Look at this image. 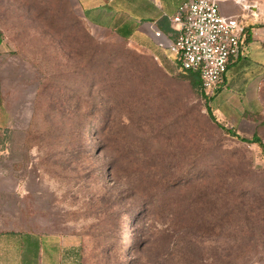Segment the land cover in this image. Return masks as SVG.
Wrapping results in <instances>:
<instances>
[{"label": "rangeland", "instance_id": "374dc122", "mask_svg": "<svg viewBox=\"0 0 264 264\" xmlns=\"http://www.w3.org/2000/svg\"><path fill=\"white\" fill-rule=\"evenodd\" d=\"M174 64L69 0H0V236L67 237L69 264H264V152Z\"/></svg>", "mask_w": 264, "mask_h": 264}, {"label": "crops", "instance_id": "0c3cea01", "mask_svg": "<svg viewBox=\"0 0 264 264\" xmlns=\"http://www.w3.org/2000/svg\"><path fill=\"white\" fill-rule=\"evenodd\" d=\"M69 1L90 28L113 33L158 62L175 66L160 43L174 39L177 27L171 18L188 0ZM238 3L224 0L221 13L238 15ZM257 7L262 15L247 23L239 55L229 61L224 82L207 106L218 125L243 139L257 137L264 149V9ZM155 32L162 37L156 39ZM70 244L69 238L54 234L5 233L0 236V264H69Z\"/></svg>", "mask_w": 264, "mask_h": 264}, {"label": "built area", "instance_id": "2783aa9c", "mask_svg": "<svg viewBox=\"0 0 264 264\" xmlns=\"http://www.w3.org/2000/svg\"><path fill=\"white\" fill-rule=\"evenodd\" d=\"M223 1H186L171 18L177 27L174 39L160 43L179 64V70L199 72L201 92L208 100L223 84L229 61L238 57L247 23L262 15L259 7L246 8L232 0L242 6V13L224 16L220 11ZM154 36L162 37L159 32Z\"/></svg>", "mask_w": 264, "mask_h": 264}, {"label": "trees", "instance_id": "16d2710c", "mask_svg": "<svg viewBox=\"0 0 264 264\" xmlns=\"http://www.w3.org/2000/svg\"><path fill=\"white\" fill-rule=\"evenodd\" d=\"M182 74H184V78L189 82V84L191 85L192 89L200 92V95L202 97V99H204L206 105H208V103L210 102V100L206 99L202 92H201V81H200V78H199V72H196V71H181L179 70ZM207 113H208V116L209 118L214 121V119L212 118L210 112H209V108L207 106ZM215 122V121H214ZM216 123V122H215ZM217 124V123H216ZM218 125V124H217ZM219 128H221L222 130L226 131L229 135H231L232 137H235L236 139L244 142V143H248V144H255L257 145L263 152H264V149H263V145L262 143L260 142V140L257 138V137H253L251 139H243V138H240L238 136L235 135V133L231 132V131H228V130H225L223 127H221L220 125H218Z\"/></svg>", "mask_w": 264, "mask_h": 264}, {"label": "bare ground", "instance_id": "6f19581e", "mask_svg": "<svg viewBox=\"0 0 264 264\" xmlns=\"http://www.w3.org/2000/svg\"><path fill=\"white\" fill-rule=\"evenodd\" d=\"M239 2H242V5L246 8H254V7H257L258 5H254V6H251V5H246L242 0H238Z\"/></svg>", "mask_w": 264, "mask_h": 264}]
</instances>
